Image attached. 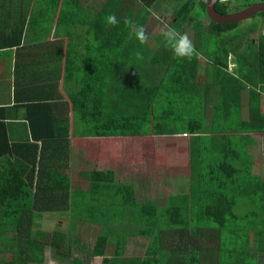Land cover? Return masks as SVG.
<instances>
[{
	"label": "crops",
	"instance_id": "1",
	"mask_svg": "<svg viewBox=\"0 0 264 264\" xmlns=\"http://www.w3.org/2000/svg\"><path fill=\"white\" fill-rule=\"evenodd\" d=\"M113 13L112 0H0V44L12 42L0 45V153H6L0 157V176L20 174L26 184L20 194H122L121 185L134 186L130 193H171L180 182L191 183L194 149L223 136L222 121L213 120L224 114L214 65L201 56L200 98L185 94L164 109L162 102L173 98L157 95L155 85L166 78L159 55L172 51L160 29L147 31L144 45L134 31L111 30L106 16ZM180 33L195 39L194 32ZM250 91L248 84L234 114L244 121L250 118ZM260 109L264 114V91ZM148 111L153 118L163 111L171 118L203 117V134L172 125L157 135L150 127L113 135L119 119L143 118ZM246 134L254 142L248 151L260 160L253 175L263 176L264 183V133ZM240 135L235 133V142ZM110 173L113 182L106 180ZM69 212H37L38 222L58 227L61 214Z\"/></svg>",
	"mask_w": 264,
	"mask_h": 264
},
{
	"label": "trees",
	"instance_id": "2",
	"mask_svg": "<svg viewBox=\"0 0 264 264\" xmlns=\"http://www.w3.org/2000/svg\"><path fill=\"white\" fill-rule=\"evenodd\" d=\"M255 3L258 1L219 0L216 10L224 15ZM112 6L119 24L111 25V30L134 31V27L124 23L128 18L134 25H144L147 31H152L161 16L177 31L193 30L199 58H178L164 49L159 56L166 64L163 70L166 78L155 88H158V96L173 98V101L165 99L163 108L168 103L177 105L185 94L186 98H200V58L206 57L214 65L216 83H221L219 99L224 114L213 120L222 121L220 134L223 136L204 147L198 143L202 148L192 153V159L194 154L197 158L193 166L196 176L192 175L188 187L180 182L170 196H165L167 193H130L132 185H121L122 194H20L19 190L26 186L21 182V175L16 174L15 178L1 175L0 264H42L46 248L60 261L71 257V262L77 264H92L96 257L101 258V264H264V251L260 249V238L264 234V201L259 210L244 212L249 193L235 195L241 183L255 188L260 180L253 175L252 167L259 158L248 151L247 145L254 142L246 133H264V114L260 109L264 91V34L260 33L264 28V12L252 18L259 17V20L243 29L242 35H234L232 31L242 22L222 25L210 21L206 0H112ZM203 19L209 21L207 27ZM235 66L233 71L228 70ZM248 84L251 85L250 118L244 121L238 113L234 114L240 104V93ZM119 109L121 113L123 110ZM168 113L163 111V116L155 118L149 111L143 118L123 117L118 122L119 132L111 134L134 135L150 127L157 135L165 127L179 123L187 124L192 134H203L206 121L203 117L186 118L177 114V118H171ZM235 133L242 134L236 142ZM235 143L238 145L234 148ZM13 152L16 149H11L10 153ZM209 154L210 164L205 166L203 160ZM5 155V152L0 153V157ZM106 180L113 182L111 173ZM260 185L264 188V183ZM240 195L247 196L239 199ZM157 197L165 201L164 207L156 204ZM120 198L121 203L128 206L125 218L128 223L117 238L111 239L113 203ZM78 207H81V214ZM55 209L68 210L80 221L71 223L68 219V227L44 229L38 222L40 214L37 212ZM89 216L92 218L87 222ZM134 238L138 239V249L130 253V242Z\"/></svg>",
	"mask_w": 264,
	"mask_h": 264
},
{
	"label": "rangeland",
	"instance_id": "3",
	"mask_svg": "<svg viewBox=\"0 0 264 264\" xmlns=\"http://www.w3.org/2000/svg\"><path fill=\"white\" fill-rule=\"evenodd\" d=\"M257 1H260V0H257ZM251 3H253V0H251ZM254 20L255 21H258L259 20V17L255 18V19H252V20L250 19L247 22L246 21L245 22H242L238 26V28H235L232 31V33L234 35H238V34L239 35H242L244 33V30L243 29L248 28V26L252 25V23L254 22ZM203 22L206 25L205 27H207L209 25V21L207 19H203ZM164 24H168L167 23V18L164 17V16L159 17V19H157V24L155 26V29L157 28V26H158V29H161V27ZM171 27L174 28L173 25H171ZM190 31L193 32V30H190ZM260 33H263L264 34V28H262L260 30ZM231 58H233V60H235V57L234 56H232ZM114 74H117V76H121V75H119L117 73L116 70L114 71ZM244 82H246V81L244 80ZM187 127L188 126L185 123H179L178 124V129H187ZM210 157H211V154H209L208 157H206L203 160L205 166H208L210 164ZM196 160H197V158H196V156L194 154L193 155V162H194V164H196V162H197ZM194 175H195V170H194ZM258 178L261 179V178H263V176H258ZM256 183L257 184H256L255 188H252L251 185H249V184H247L246 186H245V184L243 186L241 184L238 187V190L236 192L237 194L235 193L236 196L238 195V193H249V195H250L246 199H245V197L247 195H240V197H239V199H245L248 202L247 207L244 210V212L250 211L252 213L254 210H259L260 209V206H261V201H264V194L263 193H259V191H258V190L264 191L263 186L260 185V184H262L261 183V180H258V182H256ZM253 189H257V191H253ZM171 194L172 193H167L165 196H170ZM156 200H157L158 203L163 204V205H161V207H164L165 206L166 203H165L164 200H162V197L161 198H158L157 197ZM78 202H80V199H78ZM113 206L115 207V210H114V213H113L114 217L111 218V220H112V223H113L114 226H110L109 227V228H111L110 231L111 230L113 231V232H111V235H110V238L111 239L117 238V236H119L121 234L122 230L124 228H126L128 222H127V219H125V218L127 217V212L129 211V210L126 209L128 206L121 203V198L119 199V202L113 203ZM79 208H81V207H78L77 208L78 209V213H80V211H81ZM85 214L87 215L86 210H85ZM115 214H117V216H115ZM61 215H62V219H61L62 220V224H61V226H64V227L67 226L68 219H70L71 223H75V222H79L80 221V220H77L78 218L73 213H71V212L70 213H63ZM158 216H162V215H159L158 214ZM91 218L92 217L89 216L86 221L87 222L88 221H91ZM50 223H51L50 225H46L45 224L43 226V228L44 229H49V228L52 227V225H55V223H53V221H51ZM80 226L81 225H79V227ZM86 230L88 231V228H86ZM137 241H138L137 238L131 239V242H130L131 247H130V250L128 249L130 253H134V251H136V249H138V246H137V243L138 242ZM48 250H49V248H46L45 249V255H44L45 260H44V262L42 264H49V261L50 260L52 262H54V264H77L75 262H71L72 261V258L71 257L66 258V259H63V260L60 261L59 258H57L55 255H52V254L46 255V253L48 252ZM100 261H101V258L100 257H96V258L93 259L92 264H101Z\"/></svg>",
	"mask_w": 264,
	"mask_h": 264
},
{
	"label": "clouds",
	"instance_id": "4",
	"mask_svg": "<svg viewBox=\"0 0 264 264\" xmlns=\"http://www.w3.org/2000/svg\"><path fill=\"white\" fill-rule=\"evenodd\" d=\"M106 22L109 25H117L119 21L115 14H109L106 16ZM124 23L130 27H134V34L136 39L141 45L147 44L149 40V35L147 33L146 27L144 25H134L133 21L125 18ZM161 36L164 39L166 47L170 48L173 55L178 58H186L192 60L193 58H199L200 53L198 52L192 38L188 33H180L175 28L168 24H164L160 29ZM138 59H142V54L140 52L136 53ZM51 250L49 249L46 255H50ZM49 264H54L51 260Z\"/></svg>",
	"mask_w": 264,
	"mask_h": 264
},
{
	"label": "water",
	"instance_id": "5",
	"mask_svg": "<svg viewBox=\"0 0 264 264\" xmlns=\"http://www.w3.org/2000/svg\"><path fill=\"white\" fill-rule=\"evenodd\" d=\"M218 1L207 0V16L210 21L222 25L247 21L254 18L257 13L264 12V1H260V3H255L246 9L222 15L216 10Z\"/></svg>",
	"mask_w": 264,
	"mask_h": 264
},
{
	"label": "flooded vegetation",
	"instance_id": "6",
	"mask_svg": "<svg viewBox=\"0 0 264 264\" xmlns=\"http://www.w3.org/2000/svg\"><path fill=\"white\" fill-rule=\"evenodd\" d=\"M261 1H264V0H261ZM258 3H260V1H258Z\"/></svg>",
	"mask_w": 264,
	"mask_h": 264
}]
</instances>
